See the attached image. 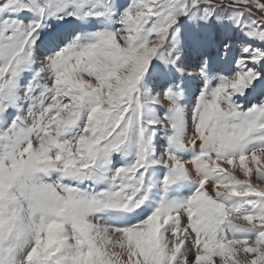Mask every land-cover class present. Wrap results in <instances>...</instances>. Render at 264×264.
<instances>
[{"label":"snow or ice","instance_id":"6c2138e0","mask_svg":"<svg viewBox=\"0 0 264 264\" xmlns=\"http://www.w3.org/2000/svg\"><path fill=\"white\" fill-rule=\"evenodd\" d=\"M0 264H264V0H0Z\"/></svg>","mask_w":264,"mask_h":264},{"label":"bare ground","instance_id":"6f19581e","mask_svg":"<svg viewBox=\"0 0 264 264\" xmlns=\"http://www.w3.org/2000/svg\"><path fill=\"white\" fill-rule=\"evenodd\" d=\"M191 92H195V88L194 87L191 89ZM186 99H187V102L190 104L191 100H192L191 94H189Z\"/></svg>","mask_w":264,"mask_h":264}]
</instances>
